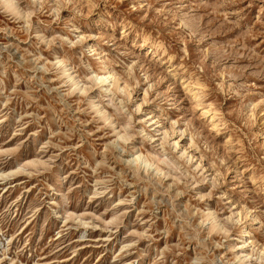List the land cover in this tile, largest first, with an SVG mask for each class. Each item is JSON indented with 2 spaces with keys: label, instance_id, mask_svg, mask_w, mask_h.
Returning a JSON list of instances; mask_svg holds the SVG:
<instances>
[{
  "label": "rangeland",
  "instance_id": "1",
  "mask_svg": "<svg viewBox=\"0 0 264 264\" xmlns=\"http://www.w3.org/2000/svg\"><path fill=\"white\" fill-rule=\"evenodd\" d=\"M20 165L0 264H264V0H0Z\"/></svg>",
  "mask_w": 264,
  "mask_h": 264
},
{
  "label": "bare ground",
  "instance_id": "2",
  "mask_svg": "<svg viewBox=\"0 0 264 264\" xmlns=\"http://www.w3.org/2000/svg\"><path fill=\"white\" fill-rule=\"evenodd\" d=\"M113 74H111V72H104V74H102L101 76H97L96 79L99 82H103L104 80H106L109 76H112ZM117 83V82H116ZM142 159V158H141ZM145 163V162H144ZM148 164V163H146ZM149 165V164H148ZM22 168V166H18L16 167L14 170H8V171H1L0 172V179L6 178L8 175L10 174H14L17 173L20 169Z\"/></svg>",
  "mask_w": 264,
  "mask_h": 264
}]
</instances>
